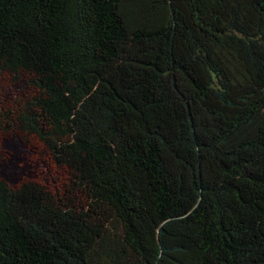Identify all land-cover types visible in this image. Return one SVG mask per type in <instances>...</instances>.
Here are the masks:
<instances>
[{
	"label": "trees",
	"instance_id": "obj_1",
	"mask_svg": "<svg viewBox=\"0 0 264 264\" xmlns=\"http://www.w3.org/2000/svg\"><path fill=\"white\" fill-rule=\"evenodd\" d=\"M0 70L83 198L0 179V264H264V0H0Z\"/></svg>",
	"mask_w": 264,
	"mask_h": 264
},
{
	"label": "rangeland",
	"instance_id": "obj_2",
	"mask_svg": "<svg viewBox=\"0 0 264 264\" xmlns=\"http://www.w3.org/2000/svg\"><path fill=\"white\" fill-rule=\"evenodd\" d=\"M31 76L0 70V179L11 187L33 181L57 197L83 200L71 188L66 167L53 162L50 151L34 133L22 130V114L33 112L36 93Z\"/></svg>",
	"mask_w": 264,
	"mask_h": 264
}]
</instances>
